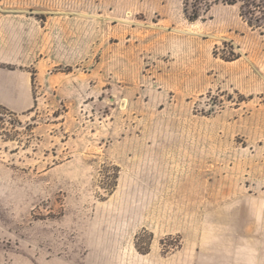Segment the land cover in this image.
Wrapping results in <instances>:
<instances>
[{"label":"rangeland","instance_id":"obj_1","mask_svg":"<svg viewBox=\"0 0 264 264\" xmlns=\"http://www.w3.org/2000/svg\"><path fill=\"white\" fill-rule=\"evenodd\" d=\"M0 0V264H195L264 228V26L239 5Z\"/></svg>","mask_w":264,"mask_h":264},{"label":"crops","instance_id":"obj_2","mask_svg":"<svg viewBox=\"0 0 264 264\" xmlns=\"http://www.w3.org/2000/svg\"><path fill=\"white\" fill-rule=\"evenodd\" d=\"M0 53V104L22 112L32 106V76L8 68ZM198 240L195 264H264V228L210 225Z\"/></svg>","mask_w":264,"mask_h":264},{"label":"trees","instance_id":"obj_3","mask_svg":"<svg viewBox=\"0 0 264 264\" xmlns=\"http://www.w3.org/2000/svg\"><path fill=\"white\" fill-rule=\"evenodd\" d=\"M215 0H186V12L189 13V5L192 12L189 14L190 19H197L201 16L202 10H207L210 3ZM230 5H239L240 12L251 26H264V0H222Z\"/></svg>","mask_w":264,"mask_h":264}]
</instances>
